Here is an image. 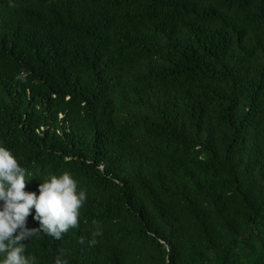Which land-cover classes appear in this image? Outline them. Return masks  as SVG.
Returning a JSON list of instances; mask_svg holds the SVG:
<instances>
[{"label":"trees","instance_id":"16d2710c","mask_svg":"<svg viewBox=\"0 0 264 264\" xmlns=\"http://www.w3.org/2000/svg\"><path fill=\"white\" fill-rule=\"evenodd\" d=\"M0 143L87 193L37 264H264V0H0Z\"/></svg>","mask_w":264,"mask_h":264},{"label":"clouds","instance_id":"9594fccd","mask_svg":"<svg viewBox=\"0 0 264 264\" xmlns=\"http://www.w3.org/2000/svg\"><path fill=\"white\" fill-rule=\"evenodd\" d=\"M18 78L23 79V74ZM33 177L12 150L0 143V264H37V257L26 252L25 241L40 234L61 240L78 226L87 193L78 188L72 174H52L40 180L35 191H26V183ZM30 214L39 222L38 228L27 227ZM94 224V235H102L101 226ZM80 243H84L83 237ZM54 264H68V260L60 253Z\"/></svg>","mask_w":264,"mask_h":264}]
</instances>
